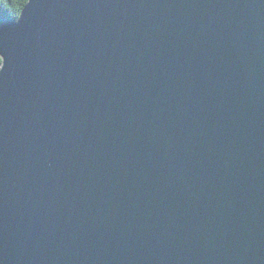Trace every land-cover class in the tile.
<instances>
[{
	"label": "water",
	"instance_id": "water-1",
	"mask_svg": "<svg viewBox=\"0 0 264 264\" xmlns=\"http://www.w3.org/2000/svg\"><path fill=\"white\" fill-rule=\"evenodd\" d=\"M0 55V264H264V0H27Z\"/></svg>",
	"mask_w": 264,
	"mask_h": 264
},
{
	"label": "trees",
	"instance_id": "trees-1",
	"mask_svg": "<svg viewBox=\"0 0 264 264\" xmlns=\"http://www.w3.org/2000/svg\"><path fill=\"white\" fill-rule=\"evenodd\" d=\"M27 0H0V23L6 19H17ZM2 57L0 55V66Z\"/></svg>",
	"mask_w": 264,
	"mask_h": 264
}]
</instances>
